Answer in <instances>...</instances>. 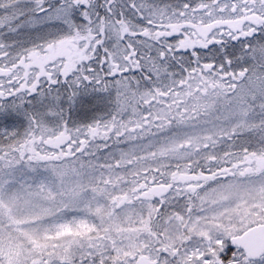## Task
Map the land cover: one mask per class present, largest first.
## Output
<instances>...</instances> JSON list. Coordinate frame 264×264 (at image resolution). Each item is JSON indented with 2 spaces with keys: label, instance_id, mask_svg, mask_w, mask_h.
Returning <instances> with one entry per match:
<instances>
[{
  "label": "snow or ice",
  "instance_id": "1",
  "mask_svg": "<svg viewBox=\"0 0 264 264\" xmlns=\"http://www.w3.org/2000/svg\"><path fill=\"white\" fill-rule=\"evenodd\" d=\"M0 264H264V0H0Z\"/></svg>",
  "mask_w": 264,
  "mask_h": 264
}]
</instances>
